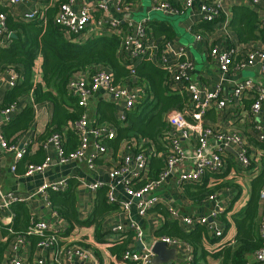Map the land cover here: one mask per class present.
<instances>
[{
    "label": "crops",
    "instance_id": "0c3cea01",
    "mask_svg": "<svg viewBox=\"0 0 264 264\" xmlns=\"http://www.w3.org/2000/svg\"><path fill=\"white\" fill-rule=\"evenodd\" d=\"M73 1L74 8L78 11H81L84 7L93 9L91 11L92 22L86 31L77 37V41L114 33L124 39L136 31L139 21H153L154 27L149 26L144 38L146 45L145 54H148L149 58L158 67L165 69L168 74L170 70L163 67L160 63L163 58L173 64L172 66H175L180 60H191L194 63V68L187 72L188 81L197 84L204 93H218V99H214L200 121L194 120L190 113H186L187 111L184 108L173 111V113H186L184 116L188 123L186 126L188 137L181 138L184 157L175 166L171 175L162 181L155 191L145 195L144 199H148L151 195H156L158 197L157 203L141 211L137 200H134L131 208L126 211L122 202L128 198V195L123 186L119 185L117 187V200L115 202H111L108 199V189L111 181L110 172L126 155H135L143 151L145 152L147 164L141 173L139 182H146L148 179H152L151 177L156 173L155 170L165 168L169 153V143L165 136L160 138L158 142L151 141V144H148V139L133 136V133H129L131 136L127 138H120L119 136V126L122 128L128 126V114L133 112L139 103L146 101L147 98L152 99V94L148 91L146 82L140 81L139 77L132 73L131 66L133 68L138 66L143 57L140 59L131 58L130 51L124 48L122 54L124 59L130 63L127 66L129 70L131 69L130 75L117 81L114 73L109 72L112 73L115 84L124 86L140 95L136 107L128 112L125 111L124 103L114 98L104 88L91 94L86 108L81 107L82 112L88 116L89 130L102 124L109 125L115 130V138L103 140L107 146V151L100 153L91 165L89 158L91 154L96 152L97 138L93 134H89L90 143L86 156L78 160L60 163L59 151L56 146L53 143L46 144L47 140L43 141L46 137H42L53 118V106L50 103L36 105L35 109L37 111L33 127L19 138L18 145H23L26 150L22 159L15 163L14 154L0 146V197L1 194L8 193L21 197L23 202L27 204L32 216L37 220L44 219L51 222L54 227L52 231L55 232L66 228L67 222L53 207L50 199L51 192L73 191L76 196L79 217L84 220L94 211L99 192L107 189L108 203H113L117 206L99 218V222H101V240L97 239L95 226L78 227L74 232L75 235L69 239L70 242L83 245L79 243L81 240L84 244L94 246V248L90 247L94 251L95 248L100 250L101 256L95 251L96 261L91 262V264H128L124 262L118 263L109 250V247L114 242L125 239L124 235L128 232L133 233L129 240L130 249L139 252L144 249V246L152 249L155 242L163 241V237L179 240V244H167L168 249L175 250L174 258L169 263L161 262L158 264H187L193 258V247L182 238L179 234L180 231L189 232L200 224L204 225L207 231L214 235L213 237H218L219 235H216L213 229L202 223L200 218L211 216V214L220 210L223 213L231 207H233V212L238 211L246 205L251 192V181L261 172L263 167L264 146L262 145H264V142L259 139V129L264 127V104L260 114L253 115L251 107L256 100L257 90L247 89L245 91L242 90L240 93L237 91V86L247 80L252 81L256 88H264L263 66L258 59L255 65L241 69L237 68L233 63L229 71L223 72L220 63L213 58L211 51L213 48L227 51L233 50L237 56L236 59L245 61L250 51L264 50V34L260 32V29H264L262 24H259L258 37L256 39L243 42L240 40L236 30L239 27V22L236 19L234 20L236 16L243 15V10L255 11L258 13L259 18L264 20V0H258L257 3L253 0H222V12L211 25L203 24L206 20L201 12V6L205 3H213L216 0H195L194 5L188 9L184 8V0H163L178 8L181 11L179 14L155 10V0H125L126 6L123 8H119V0ZM60 3L59 0H43L11 6L0 0V11L5 12L6 15H11L13 18H21L24 12L36 9L42 14V18L37 20L40 22L45 17L54 19ZM101 4H106V8L101 7ZM153 11H157V14H154ZM102 20H107L108 22L118 21L119 26L110 28L105 23L106 28L104 27V29L100 30L98 23ZM169 32L173 33V36L167 40L166 37ZM3 46H7V42ZM41 60L42 57L38 59L35 67L36 81L42 79ZM90 74L89 71H84L77 78H87ZM169 81L171 80L169 79ZM171 85H173L172 81ZM173 88L175 89V87ZM7 89L6 85L0 86V114ZM178 91L184 93L187 100H189L186 90L181 89ZM221 100L225 101L223 108L218 106V102ZM31 102L32 98L30 95L24 96L16 113L23 105ZM123 113L127 114L124 120L121 119ZM167 120L170 123L169 119ZM170 126H172L171 123ZM62 129V134H60L63 149H66L65 146L67 145V150L72 147H79L80 139L75 131V124L70 126V128L67 125ZM206 129L211 131L207 136V152L210 154L220 152L225 158V168L217 173L221 174L218 175L219 182L225 179L227 181L225 182L226 186L220 188L214 194L197 200V198L187 192L185 186L188 184L198 185L206 174L216 173L207 171L201 180L196 182L197 184L179 182L178 176L183 171H194L197 169L196 149L199 145V131H205ZM232 131L241 135L244 148L251 158V168L246 169L240 165L236 157L238 146L230 145V147L225 148L217 137V134L221 132ZM40 153L43 156L41 163L47 157L51 158L50 166L44 172L26 175L27 164L30 162H28L29 160H23L24 157L28 155V158H35ZM14 164H16L15 172L12 171ZM20 165H23V172L18 171ZM61 181L66 182L64 190H49L47 194L31 197L44 183ZM93 183H99L100 186L96 190H92L88 187V184ZM212 184L216 183L212 181ZM239 187H241L242 193L232 203ZM192 191H195V188L191 187L190 192ZM212 195L215 196L214 199L211 198ZM262 201L261 211L264 214V200ZM12 212L11 209V211L6 210L1 213L0 243L9 241L10 231L8 227H11L13 221ZM222 213H219L218 217L214 218V223L215 226L222 229L223 235L224 225L220 220ZM185 217H190L194 222L190 225L186 224ZM229 220L231 221V218ZM231 223V227L221 240L214 244L204 242L207 250H217L223 243L234 240L236 227L232 221ZM135 226H139L143 231V242L141 244H138L140 240L137 236V231L134 229ZM47 234H50V231ZM36 237V235L33 237L34 239L29 237V244L19 253L25 264H38V260L41 257H44L47 261H52L55 257H58L61 260V264H69L61 257L62 251L57 248L47 252L40 251L37 247L38 241L35 239ZM63 247L64 245L61 246V248ZM11 256L12 253L8 245L3 254L0 255V264H6ZM251 260H258L256 253L251 257ZM220 262V259L212 256L207 258V264H220ZM137 263L140 264L139 262ZM77 264H83V262L79 261Z\"/></svg>",
    "mask_w": 264,
    "mask_h": 264
},
{
    "label": "trees",
    "instance_id": "16d2710c",
    "mask_svg": "<svg viewBox=\"0 0 264 264\" xmlns=\"http://www.w3.org/2000/svg\"><path fill=\"white\" fill-rule=\"evenodd\" d=\"M49 15L51 16V14ZM235 19L239 22V27L236 30L241 41L249 42L248 40L258 37L257 30L259 24H262V20L257 12L243 10V15L236 16ZM53 20L45 17L40 22L37 20L28 21L13 18L9 14L6 17V24L15 36L9 37L7 46L0 45V73L5 69L15 68L21 73L22 80L17 86L6 90L1 108L13 103L19 102L20 104L26 95H30L32 98L31 103L23 105L12 119L1 127V132L10 145L18 144L19 138L33 127L37 111L36 105L50 103L54 110L47 131L42 135L43 138L46 137L43 141H46L53 133L62 134L63 127L68 125L70 128L81 119L82 108L78 104L77 97L71 93L68 84L82 72L89 71L92 74L102 68L109 69L108 71L114 73L117 81L130 75L131 69L127 68L130 63L124 59L122 54L124 50L122 37L114 33L77 41L76 34L57 26ZM215 20L204 21L203 24L211 25ZM147 25V31L149 26L154 27L153 21L147 22ZM260 32L264 34V29H260ZM172 36L173 33L169 32L166 39L168 40ZM40 57H42V79L36 81L35 67ZM142 57L141 63L134 68L135 74L140 81L146 82L152 99L147 98L128 114V126L125 128L119 126V136L127 138L131 136L129 133H133V136L148 139V144H151V141L158 142L165 136L168 142L169 132L172 129L167 120L168 115L176 109L182 110L187 102V97L184 93L173 88L169 81V74L165 69L158 67L148 54L142 55ZM67 146H65L66 149L64 148L66 154L78 148L76 146L67 150ZM23 160H29L28 167L29 164L41 163L43 156L41 153L35 158H28L26 155ZM162 169L155 170L156 173L151 178L157 179ZM18 171H24L23 165H20ZM216 174H206L198 185L188 184L185 186L187 192L197 200L214 194L226 186V183H218L220 173ZM212 181L216 184L213 185ZM143 184L145 182L141 181L134 184V187L139 188ZM191 187L195 188V191L190 192ZM263 188L264 161L261 172L251 181V192L246 205L234 212L231 207L220 215V220L224 225L223 235L213 237L214 235H211L206 227L200 224L189 232L180 231L179 234L182 238L193 247V258L187 264H207L208 256L220 259V264H264V261L251 260V257L263 246L264 242L261 233L263 201L260 196ZM241 193L242 189L239 187L232 203L240 197ZM50 199L53 207L67 222L66 228L55 233L59 239V246L64 245L65 247L75 243L70 242L69 239L75 235L74 232L78 227L95 226L97 239L100 241L102 236L99 218L117 206L108 203L107 189H104L99 192L92 214L83 220L79 217L76 196L73 191L51 192ZM11 209L13 211L11 223L13 233L27 235L34 239V234L28 235L29 227L35 218L30 213L27 204L17 201ZM229 218L236 227L234 240L223 243L217 250H207L204 242L214 244L221 240L232 225ZM132 234V232L126 233L125 239L116 241L109 247L118 263L138 264L136 261L124 259L123 256L126 251L131 250L129 240ZM36 236L37 241L43 238L40 235ZM12 237L13 234L10 233L8 240L10 241ZM9 241L0 243V255L8 247ZM79 243L94 248L92 245L84 244L81 240ZM95 251L101 256L99 249L95 248Z\"/></svg>",
    "mask_w": 264,
    "mask_h": 264
},
{
    "label": "built area",
    "instance_id": "2783aa9c",
    "mask_svg": "<svg viewBox=\"0 0 264 264\" xmlns=\"http://www.w3.org/2000/svg\"><path fill=\"white\" fill-rule=\"evenodd\" d=\"M5 4L11 6H17L29 2H38L43 0H2ZM61 3L58 8V12L54 17V23L67 30L70 33L76 34L79 37L92 22V10L89 7H84L81 11L74 8L73 0H59ZM255 3L258 0H253ZM195 3V0H184V8H191ZM125 0H119V8L125 7ZM101 7L106 8V4H101ZM155 10H160L163 12H170L174 14H179L181 11L170 5L167 1L155 0ZM222 0H216L213 3H205L201 6V12L204 15L206 21L215 20L222 12ZM6 13L0 11V45H4L12 31L8 28L6 24ZM42 18V14L39 10L26 11L22 14L21 19L24 20H39ZM147 20L139 21L136 27V31L124 38L123 47L130 51L131 58L140 59L142 55L146 52V45L144 38L147 33ZM105 23L110 28L119 26L118 21L102 20L98 23V28L100 30L104 29ZM262 26L264 28V20H262ZM106 28V27H105ZM211 54L214 59L220 63V67L223 72L229 71L232 64L239 69L246 66H253L256 64L257 60L264 69V50H253L250 51L245 59L242 61L236 59V54L233 50H221L219 48H213ZM161 65L166 69L170 70V80L173 82V87L177 90H186L189 95V100H187L184 110L186 113H190L191 117L200 121L205 114L206 110L212 104L214 99H218V93H204L202 88L197 84L188 81V70L194 68V63L191 60H180L175 66L170 64L166 59L160 61ZM132 73L135 74V69L133 66ZM22 80L21 73L15 68L5 69L0 73V86L6 85L8 88L17 86ZM69 89L71 93L77 97V101L80 107L86 108L88 105L89 97L92 93L98 91L99 89H106V91L111 94L114 98L121 100L124 103L125 111H130L136 107L139 101V94L130 91L124 86H120L114 83L113 75L106 69H99L94 73L90 74L87 78H75L72 79L69 84ZM183 87V88H182ZM237 91L240 93L242 90L256 89L257 96L256 100L252 104L253 115H258L263 109L264 104V88H256L252 81L247 80L240 83L237 86ZM218 106L223 108L225 106V101L221 100L218 102ZM19 107L18 103H13L1 109L0 117V146L14 154L15 163L20 161L25 154V148L19 146L18 144H8L4 138L1 127L4 123L9 122ZM183 112L171 113L168 119L172 125V129L169 132V153L167 155V162L165 168L159 173L157 179H148L145 184L139 188H135L134 184L138 183L141 179V173L145 169L147 164V159L145 152L141 151L135 155H126L122 158L121 162L110 172V184L108 189V199L111 202L117 200V187L119 185L123 186L128 198L122 202V205L126 211H128L137 200L138 207L143 211L146 207H151L158 202V197L156 195H151L148 199H144L145 195L150 194L155 191L157 187L169 177L179 163V161L184 157V152L181 147V138L188 137V130L186 129L187 122L185 120V114ZM127 117L126 113H123L121 119ZM259 139L264 142V127L259 129ZM75 131L80 137V145L75 150L68 154L65 153L62 145V138L60 133H53L47 139V143H53L59 151V162L66 163L73 160H78L86 156L87 150L89 148V134H93L96 138V152L91 154L89 158V163L92 165L93 160L98 157L100 153H105L107 151V146L103 142L104 139H113L116 136L115 130L109 125L102 124L94 129L89 130V121L86 113H83L81 119L75 123ZM210 130L199 131V145L196 149V159H197V169L194 171H183L179 174V182H191L196 183L201 180L203 175L207 172L218 173L223 170L226 166L225 158L220 152H214L212 154L207 152V136L210 134ZM218 139L221 141L223 147L228 148L230 145H236L239 147L236 152V157L243 168H249L251 165V158L248 155L247 150L244 148L242 137L237 132H221L217 134ZM51 158L47 157L44 162L39 164H29L26 170V175H32L34 173L44 172L51 164ZM16 164L12 166V171L15 172ZM99 183L88 184V187L92 190H96L99 187ZM66 188V182H53L44 183L41 185L37 191H35L32 196L39 194H47L49 190L61 191ZM0 203V220L2 219L1 213L6 210L11 211L12 205L17 201H23L21 197H17L12 193L1 194ZM212 199L215 198L214 195L211 196ZM261 198L264 200V188L261 191ZM219 212L211 214V216H203L200 221L206 224L210 229L215 231L216 235H222V229L215 226L214 218L218 217ZM174 214L176 212L173 211ZM13 215V213H12ZM185 223L190 225L194 221L190 217H185ZM53 224L47 220H37L35 219L29 227L28 235H40L43 236L41 240L38 241L37 247L42 252H47L51 249H59L62 251L61 257L65 259L69 264H77L81 261L83 264H91V262L96 261L95 251L87 246L74 243L69 247L59 246V239L55 235ZM137 231V236L141 242H143V231L139 226L134 228ZM8 230L13 237L9 241V250L12 256L9 258L6 264H25L24 260L20 257L19 253L29 244V237L27 235H15L13 229L8 227ZM50 231V234L47 232ZM261 233L264 237V214L261 219ZM163 241L167 244H179V240L173 239L171 237H163ZM124 259L130 261H136L140 264H152L154 253L151 247L144 246L142 251L128 250L123 255ZM256 257L259 261H264V242L263 246L256 252ZM38 264H61V260L55 257L52 261H47L44 257L39 258Z\"/></svg>",
    "mask_w": 264,
    "mask_h": 264
},
{
    "label": "water",
    "instance_id": "95a60500",
    "mask_svg": "<svg viewBox=\"0 0 264 264\" xmlns=\"http://www.w3.org/2000/svg\"><path fill=\"white\" fill-rule=\"evenodd\" d=\"M11 36H15L11 33ZM140 241L138 244H141ZM152 252L155 254L152 264H158L161 262L169 263L175 256L174 249H168L167 243L165 241H157L152 246Z\"/></svg>",
    "mask_w": 264,
    "mask_h": 264
},
{
    "label": "rangeland",
    "instance_id": "374dc122",
    "mask_svg": "<svg viewBox=\"0 0 264 264\" xmlns=\"http://www.w3.org/2000/svg\"><path fill=\"white\" fill-rule=\"evenodd\" d=\"M153 12H154V11H153ZM154 14H157V11H155ZM251 167H252V166H251ZM251 167H250V168H251ZM222 179H223V178H222ZM224 179H225V178H224ZM226 181H227V180L225 179V180L220 181L219 183H225Z\"/></svg>",
    "mask_w": 264,
    "mask_h": 264
}]
</instances>
